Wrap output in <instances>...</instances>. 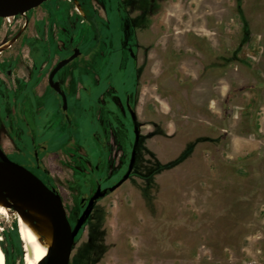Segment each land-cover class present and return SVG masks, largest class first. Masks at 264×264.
<instances>
[{
  "label": "rangeland",
  "instance_id": "374dc122",
  "mask_svg": "<svg viewBox=\"0 0 264 264\" xmlns=\"http://www.w3.org/2000/svg\"><path fill=\"white\" fill-rule=\"evenodd\" d=\"M8 18L0 147L59 193L71 227L125 174L126 104L136 117L133 169L96 201L69 264H264V0H48ZM74 49L54 77L62 110L48 76ZM15 212L0 216L5 264H22Z\"/></svg>",
  "mask_w": 264,
  "mask_h": 264
},
{
  "label": "water",
  "instance_id": "95a60500",
  "mask_svg": "<svg viewBox=\"0 0 264 264\" xmlns=\"http://www.w3.org/2000/svg\"><path fill=\"white\" fill-rule=\"evenodd\" d=\"M47 0H0V18L26 13ZM80 55L79 49H74L73 53L66 59L56 63L48 76L50 88L61 97V108L66 110V95L60 88L59 82L54 81V76L65 65ZM133 57V54L131 53ZM134 128V146L131 151V158L128 168L122 178L113 186L101 190L98 186L94 194L88 199L83 200L84 208L77 219L75 225L71 227L66 210L64 208L61 196L52 187L45 184L38 176L32 173L24 166L11 161L0 147V197L14 198L21 201H36L41 209L48 213L54 224L55 246L46 258L44 264H69L74 238L84 223V220L90 215L96 201L104 196L107 191L112 192L118 188L130 175L135 155L136 145L139 140L138 126L135 113L126 104Z\"/></svg>",
  "mask_w": 264,
  "mask_h": 264
},
{
  "label": "bare ground",
  "instance_id": "6f19581e",
  "mask_svg": "<svg viewBox=\"0 0 264 264\" xmlns=\"http://www.w3.org/2000/svg\"><path fill=\"white\" fill-rule=\"evenodd\" d=\"M76 10L80 13L79 7ZM15 40L16 38H12L0 44V54L9 49ZM10 208L16 211L17 233L23 251L22 264H43L55 246L51 216L41 209L36 201L0 197V216L7 217ZM0 264H5L1 247Z\"/></svg>",
  "mask_w": 264,
  "mask_h": 264
},
{
  "label": "flooded vegetation",
  "instance_id": "af4514ba",
  "mask_svg": "<svg viewBox=\"0 0 264 264\" xmlns=\"http://www.w3.org/2000/svg\"><path fill=\"white\" fill-rule=\"evenodd\" d=\"M47 1H48V0H47ZM47 1H46V2H47ZM44 3H45V2H44ZM70 7H71L72 10L75 11L78 15H82L81 5H80V4H77L76 1H72ZM77 7L80 8V13L77 12V10H76ZM65 8H67V7H65ZM19 15H20V14H19ZM19 15H18V16H19ZM23 15H24V13H23ZM15 16H17V15H15ZM10 17L13 18L14 16H10ZM3 19H4V20H9L10 18L6 17V18H3ZM23 28H24V25H23L21 31L23 30ZM1 54H2V53H1ZM34 58H35V57L33 56V59H31L30 61H31L32 64H33V69L36 70V68H37V67L35 66L36 60H34ZM58 72H59V71H58ZM58 72H57V73H58ZM39 73H40V71L37 72V74H39ZM6 75H7V77H11V71H9V70L6 71ZM54 77H55V76H54ZM54 81H57V80H54ZM57 82H58V81H57ZM59 85H60V83H59ZM60 86H61V85H60ZM34 88H35V87H34ZM34 90H35V89H34ZM56 94H57V93H56ZM57 95H58V94H57ZM34 165H35V166H34L35 168H37V169H40V168H41L43 171H45V170L41 167V165L39 164L38 159L36 160V162L34 163ZM47 185H48V184H47ZM48 186L51 187L50 185H48ZM101 190H104V189H101ZM17 235H18V233H17ZM18 238H19V236H18ZM19 241H20V239H19ZM21 246H22V245H21Z\"/></svg>",
  "mask_w": 264,
  "mask_h": 264
},
{
  "label": "crops",
  "instance_id": "0c3cea01",
  "mask_svg": "<svg viewBox=\"0 0 264 264\" xmlns=\"http://www.w3.org/2000/svg\"><path fill=\"white\" fill-rule=\"evenodd\" d=\"M44 150V149H43ZM51 160L52 158L47 155L46 151H44L43 156L38 158V162L41 165V167L46 171V173L49 172L48 167L51 166Z\"/></svg>",
  "mask_w": 264,
  "mask_h": 264
}]
</instances>
